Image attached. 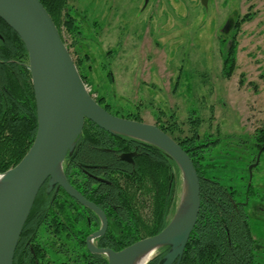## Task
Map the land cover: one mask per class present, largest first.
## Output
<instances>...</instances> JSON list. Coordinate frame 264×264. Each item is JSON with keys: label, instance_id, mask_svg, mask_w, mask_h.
<instances>
[{"label": "rangeland", "instance_id": "obj_1", "mask_svg": "<svg viewBox=\"0 0 264 264\" xmlns=\"http://www.w3.org/2000/svg\"><path fill=\"white\" fill-rule=\"evenodd\" d=\"M69 6L78 28L72 33L62 25L66 44L88 89L111 113L160 120L179 139L196 131L201 140L220 139L208 157L223 183L242 194L251 186L250 221L264 264V153L250 179L257 153L242 142L264 125V0H69ZM247 13L252 18L237 31L236 68L225 78L222 51L236 31L223 28ZM181 190L180 176L177 204Z\"/></svg>", "mask_w": 264, "mask_h": 264}, {"label": "water", "instance_id": "obj_2", "mask_svg": "<svg viewBox=\"0 0 264 264\" xmlns=\"http://www.w3.org/2000/svg\"><path fill=\"white\" fill-rule=\"evenodd\" d=\"M0 18L25 45L37 109V132L31 147L17 165L0 173V264H14L24 225L45 182L48 191L58 185L99 215L101 228L87 237V248L96 258L105 255L107 264H137L143 254L150 252L152 256L168 247L160 264H181L201 208L200 177L188 152L157 125L115 115L97 101L40 0H0ZM232 22L230 19L226 23L224 33L229 32ZM86 120L112 135L159 149L180 170L181 195L169 223L159 233L121 250L93 244V239L107 229L106 215L69 182L64 171V161L77 149ZM261 153L262 149L249 167L250 179ZM129 156L125 154L122 158Z\"/></svg>", "mask_w": 264, "mask_h": 264}, {"label": "trees", "instance_id": "obj_3", "mask_svg": "<svg viewBox=\"0 0 264 264\" xmlns=\"http://www.w3.org/2000/svg\"><path fill=\"white\" fill-rule=\"evenodd\" d=\"M40 1L54 20L63 40L67 43L62 33V25H65L66 29L72 31V33L78 28L70 12L69 0ZM251 18L252 14L247 13L241 18L234 20V30L236 33H234L231 42L226 44V50L222 51L223 76L225 78H230L236 68L237 31L243 22ZM0 21L7 24L1 18ZM7 26L9 25L7 24ZM9 29L13 38L6 37L5 41L0 40V173L14 167L21 161L31 147L37 132V109L32 77L30 71L23 65V63H27L28 61V53L19 35L11 27ZM4 51L6 52L5 56L3 55ZM9 59H14L15 61L3 62V60ZM75 62L81 76L88 83L80 70L79 61L75 60ZM5 90L6 93H4ZM91 93L93 92L91 91ZM96 99L109 110L108 106L103 105L102 97L98 98L97 96ZM133 119L140 120L137 117ZM195 122L199 123L198 120L192 119L191 123ZM91 130L103 132L111 137H120L112 135L92 121L86 120L77 149L72 155H68L64 161L63 167L65 173L71 170L70 162H72V158L75 156L77 150L79 148L82 149L81 143L83 139H97L95 137H99L98 134L88 133ZM186 138L181 143L183 145L189 142L183 147L192 158L200 177L201 208L197 223L186 245L181 264H259L262 244L254 236L250 221L249 199L251 198V186H245L244 194L250 196L246 200L240 198V189V191L237 190L227 182L223 183L221 181L222 178L218 177L215 169L216 166L211 162L208 153L210 148L219 142V138L211 140V142L208 139L201 140L197 131L192 136H187ZM175 139L177 141L184 140L182 137L181 139ZM95 145L105 146L106 144L96 143ZM189 146L191 150L188 148ZM257 151L258 148L256 149V153ZM173 163L175 167V183L169 194L167 193V182L155 194L153 180L157 174L152 161L148 164L149 167H145V169L142 167L138 173L139 176L134 178V183L131 182L134 188L133 194H139L137 195L138 201L135 203L131 201L127 204V218L123 220V224L126 225L125 234L127 240L117 250H121L139 239L159 233L169 223L177 207V180L181 176L177 164L174 161ZM145 178H147V182L144 180ZM112 179L114 178L112 177ZM129 191L130 189L128 188ZM60 192L67 199H61L62 195L59 194L58 198L53 200L50 207V219H52V224L55 222H59L60 224L61 222L65 227H55L59 224H54L53 229L50 231L52 241L49 246L52 253L56 254L57 251L63 252L64 257L68 258L64 264H101V260L97 258L94 261L84 258L80 251V255H75V252L78 251L74 250L72 239H70L74 235L76 236L77 229V224L75 225L74 223L73 199L64 190ZM43 193L42 188L24 225L22 236L15 252L14 264H28L27 262L29 260L31 262L34 258L33 256L27 259L22 253L28 236L31 233H36L38 226L43 223L40 213L43 210ZM143 193L149 194L152 198L151 203L149 202L145 205L147 209L144 213L141 210L139 201ZM158 194L160 195L157 198ZM117 195L113 194L116 198ZM244 200L246 201L244 202ZM119 219L120 215L117 214L113 219L114 226L119 225ZM79 220H81L82 231L86 230L84 231L86 233L88 231L86 227L87 220L83 219L82 214ZM68 236L69 239L66 238ZM34 249L36 253L38 248L36 249L35 247ZM167 250L168 247L161 249L147 264H160ZM86 257L88 258V256ZM33 264L44 263L40 261H35L34 263L33 261Z\"/></svg>", "mask_w": 264, "mask_h": 264}, {"label": "flooded vegetation", "instance_id": "obj_4", "mask_svg": "<svg viewBox=\"0 0 264 264\" xmlns=\"http://www.w3.org/2000/svg\"><path fill=\"white\" fill-rule=\"evenodd\" d=\"M232 25L234 26L233 22ZM9 27L10 26H7V24L0 21V40L5 41L6 37L13 38ZM5 54L6 52L4 51L3 55L5 56ZM8 61L14 62L15 60H3V62ZM28 63L29 59L27 63L25 62L23 65L29 70ZM4 93H6V90ZM154 124L175 139L169 131V125L161 123L160 120H156ZM88 133L98 134L99 137H95L97 139H83V142L81 143L82 149L79 148V150H77L75 156L72 158V162H70L71 170L67 171L65 174L69 182L86 199L99 206L106 215L108 222L107 229L102 235L93 239V244L99 248H111L113 250H117L125 244L127 240L125 234L126 225L123 224V220H126L127 218V204L131 201H133V203L138 201L137 195L139 194H133L134 188L131 185V182L134 183V178L139 176L138 173L140 172V169L142 167H144V169L145 167H149L148 164L152 161L157 174L153 180L155 194H157L160 189L166 185V182V186L168 187L167 193L169 194L175 183V167L172 159L167 157V155H165L162 151L154 147H149L147 144L142 142L128 137H111L100 131L91 130ZM186 137L187 135L183 137L184 140H175L183 147L186 143H189L186 142L182 145L181 142H184L187 139ZM243 141H248L254 149L258 148L256 157L252 161V164H254L259 151L262 149L261 156L264 153V125L255 127L253 133L247 136L246 140H242V142ZM96 143L106 145L96 146ZM188 148L191 150L190 146ZM184 150L186 149L184 148ZM125 154L130 155L128 159L122 158V155ZM112 177L114 179H112ZM144 180L147 182V178ZM42 188L44 191V202L43 210L40 213L42 215L43 223L38 226L36 233H31L28 236L22 254L27 259L34 256L31 262L30 260L27 262L28 264H33V261L34 263L35 261H40L44 264H64L68 258L64 257L63 252L60 251L53 254L49 246L52 241V234L50 231L53 229L54 224H59V222L52 224V219H50V207L52 206L53 200L58 198L59 194L62 195L61 199H67V197L60 192L64 189L58 185H55L50 191H48V182H45L40 190H42ZM128 188L130 189V193L128 192ZM113 194H118L117 198L113 196ZM159 195L160 194L157 195V198ZM249 197L250 196L245 194H242L241 196V198L246 200H248ZM71 198L73 199L72 207L75 214L74 223L75 225L77 224L76 236L74 235L70 238L72 239L74 250L78 251L75 252V255H80V251L84 258L94 261L96 257L90 253L87 248V237L101 228L102 220L93 210L89 208L87 209V207L85 208V206L77 199L73 197ZM151 199V196L146 193H143L142 196H140L139 201L141 210L146 211L147 208L145 205L149 202L151 203ZM246 200H244V202ZM259 209L263 208L258 207V210ZM81 214L83 215V219L87 220L86 227L88 231L86 233H84L86 230L82 231L83 229H81V220H79ZM117 214L120 215L119 225L114 226L113 219ZM58 226L65 227L61 222L55 227ZM66 238L69 239V236ZM35 247L36 249L38 248L36 253L34 252ZM53 256H55V258H53ZM86 256H88V258ZM97 259L101 260V264L108 263V259L105 255Z\"/></svg>", "mask_w": 264, "mask_h": 264}, {"label": "bare ground", "instance_id": "obj_5", "mask_svg": "<svg viewBox=\"0 0 264 264\" xmlns=\"http://www.w3.org/2000/svg\"><path fill=\"white\" fill-rule=\"evenodd\" d=\"M151 257V253H145L143 254L137 261V264H144L145 262H147Z\"/></svg>", "mask_w": 264, "mask_h": 264}]
</instances>
